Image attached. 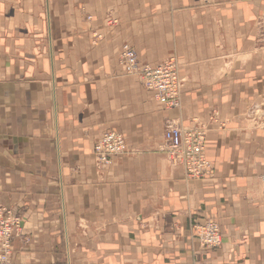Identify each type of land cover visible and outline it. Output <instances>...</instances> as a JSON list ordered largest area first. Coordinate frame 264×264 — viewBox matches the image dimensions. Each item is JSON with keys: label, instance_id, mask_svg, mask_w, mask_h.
<instances>
[{"label": "crops", "instance_id": "crops-1", "mask_svg": "<svg viewBox=\"0 0 264 264\" xmlns=\"http://www.w3.org/2000/svg\"><path fill=\"white\" fill-rule=\"evenodd\" d=\"M126 41L177 59L180 108L124 72ZM194 120L212 177L167 157L166 124ZM108 129L128 148L99 170ZM0 205L13 264H264V0H0Z\"/></svg>", "mask_w": 264, "mask_h": 264}, {"label": "built area", "instance_id": "built-area-1", "mask_svg": "<svg viewBox=\"0 0 264 264\" xmlns=\"http://www.w3.org/2000/svg\"><path fill=\"white\" fill-rule=\"evenodd\" d=\"M120 62L123 70L136 76L142 86L152 91L156 99L167 108H179L185 79L175 58L160 63L142 62L134 47L123 46ZM206 129L198 121L185 126L168 122L164 130L167 157L174 165H180L189 179L212 177L214 167L205 152ZM125 135L114 129L104 131L94 146L95 163L99 170L108 167L113 157L127 151ZM192 230L205 247H218L222 243L220 223L216 220L196 222ZM22 220L13 209L0 205V264H13L12 239L20 234Z\"/></svg>", "mask_w": 264, "mask_h": 264}, {"label": "rangeland", "instance_id": "rangeland-1", "mask_svg": "<svg viewBox=\"0 0 264 264\" xmlns=\"http://www.w3.org/2000/svg\"><path fill=\"white\" fill-rule=\"evenodd\" d=\"M88 19H91L92 17L91 16H88L87 17ZM121 23V19L119 18V17H117V16H113V15H109V17L107 18V20H106V24L107 25H109V26H117V25H119ZM101 37V35L100 34H97L96 35V37L95 38H100ZM102 38V37H101ZM131 42L130 41H126V42H124L123 44H122V49H123V46L125 45V44H130ZM131 45V44H130ZM122 49H121V51H120V56H121V52H122ZM174 57H172V59H173ZM169 59H171V58H169ZM166 60H168V59H166ZM119 61H120V57H119ZM165 61V60H164ZM120 64H121V62H120ZM122 65V64H121ZM127 74V73H126ZM165 107V106H164ZM165 108H167V107H165ZM180 108V107H179ZM168 109H171V108H168ZM207 132V131H206ZM207 136V135H206Z\"/></svg>", "mask_w": 264, "mask_h": 264}]
</instances>
